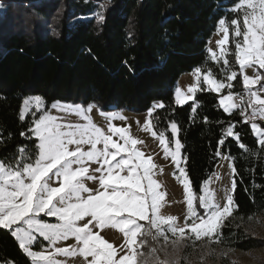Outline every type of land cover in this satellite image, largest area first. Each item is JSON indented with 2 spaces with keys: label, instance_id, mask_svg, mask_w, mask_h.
<instances>
[{
  "label": "trees",
  "instance_id": "16d2710c",
  "mask_svg": "<svg viewBox=\"0 0 264 264\" xmlns=\"http://www.w3.org/2000/svg\"><path fill=\"white\" fill-rule=\"evenodd\" d=\"M238 3L0 0V159L12 160L20 147L28 155L35 152L39 141L29 129L37 116L27 114L20 119L28 97L41 96L46 110L54 102H64L96 104L107 112L143 113L162 102L164 107L152 114L155 130L163 132L173 146L170 126L176 123L186 172L197 195L217 170L222 155L235 167L232 196L239 208L225 220L216 245L242 251L259 248L260 241L251 232L256 219L264 216V146L258 143L251 122H245L239 108L225 111L220 95L204 82L193 100L178 104L175 99L181 77L196 68L211 71L225 83L230 74L226 69L236 71L232 87H225L223 93H246L231 31L229 65L217 62L208 51L218 21L235 18L232 8ZM230 125H235L233 132L239 133V140L225 134ZM241 143L246 147L241 148ZM40 240L43 243L37 241L34 250L48 246V241ZM148 248L146 244L142 251ZM10 261L32 264L10 232L0 229V263Z\"/></svg>",
  "mask_w": 264,
  "mask_h": 264
},
{
  "label": "snow or ice",
  "instance_id": "6c2138e0",
  "mask_svg": "<svg viewBox=\"0 0 264 264\" xmlns=\"http://www.w3.org/2000/svg\"><path fill=\"white\" fill-rule=\"evenodd\" d=\"M233 11L238 13L235 18L218 21V31L223 33L222 39L217 41L219 51H209L214 60H222L224 65H229L227 45L230 31L239 38L234 46V56L246 99L241 95L238 103L230 93L220 103L227 112L239 108L245 122H251L258 143L264 146V127L256 122L264 121V75L255 71L252 76L246 74V69H255V66L264 69V0H239ZM98 16L103 19L102 14L98 13ZM226 71L230 73L227 84L217 80L211 71L203 76L210 90L220 92L225 87H232L231 81L237 78V72ZM194 73L197 84L188 89L193 95L199 88L201 69L196 68ZM192 98L177 88V103L182 104ZM33 105L40 110L43 99L39 96L24 99L21 120ZM52 107L75 113L85 123H60L59 117L45 111L33 120L29 129L39 141L35 152L28 155L26 149L20 147L12 160L0 159V229L10 232L32 264H68L57 259L59 256H80L83 264H180L179 256L171 261L159 257V252L165 250L164 245L170 244L173 252L179 253L188 242H191L188 244L191 247H195L197 241L219 242L225 220L239 208L231 194L235 190V181L231 190L225 191L226 202L223 205L216 201L209 181H205L201 194L197 195L181 167L179 149L182 146L179 140L175 141V151L171 150L163 132L153 131L151 119L146 120L144 130L151 131L152 136L159 140L165 156H171L180 173L179 176L173 173L184 187L187 204L185 221L180 223L174 215H162L166 191L160 190L162 185L153 178L156 174L154 169L158 166L151 156L145 158V153L136 147L144 141L132 137L130 125L124 128L110 124L105 131L88 115L91 105L85 109L80 105L55 102ZM156 107L164 105L161 103ZM248 108H251L250 114ZM109 115L111 119L117 118L115 114ZM119 118L126 119L123 116ZM234 127L230 125L225 134L235 135L239 140V133L233 132ZM171 129L173 133L178 132L175 122L171 123ZM114 135H118L123 143L114 140ZM84 146L89 147L85 150ZM240 147L246 146L241 143ZM93 163L98 166L90 173ZM85 180L98 181L99 187L90 188ZM197 204L203 208L202 213L197 211ZM42 214L55 217L58 222L47 223L41 218ZM106 228L123 234L125 240L119 248L100 234ZM36 233L49 242L51 250H33ZM70 237L75 239V245L56 246ZM149 238L152 242L162 240L163 244L158 248L155 243H149ZM146 244L149 245L147 253L142 251Z\"/></svg>",
  "mask_w": 264,
  "mask_h": 264
},
{
  "label": "rangeland",
  "instance_id": "374dc122",
  "mask_svg": "<svg viewBox=\"0 0 264 264\" xmlns=\"http://www.w3.org/2000/svg\"><path fill=\"white\" fill-rule=\"evenodd\" d=\"M234 8H232V10ZM2 11H3V7L2 4H0V12ZM222 37H223V33L217 31L213 39H211L209 43L208 51L209 49H211L214 52H218L219 48L217 45V41L222 39ZM235 38L236 41L237 39H239L237 37ZM229 41H230V35H229ZM209 53L211 55L210 51ZM254 71L264 73V69H259L258 66H255V69H246V74L252 76L254 74ZM35 96H31V97H35ZM175 99H176V93H175ZM59 103L61 105H80L85 109H87L88 106H90V105L85 106L82 104H69L64 102H59ZM161 103L162 102H156L150 110L143 113H134L128 110H113L107 112V111H103L96 104H91L92 109L91 112L88 113V115L91 117L92 121L96 123L97 126L105 129V131H107L110 124L115 125L116 127H124V128H127L129 125L131 126L130 133L132 137L144 141V144H138L136 147L145 153V158L151 156L153 163L158 166L156 169H154V172L156 174L154 175L153 178L162 185V188L160 190L166 191L165 203L161 209L162 215L165 216L174 215L179 218L180 223H184L187 214V204L185 201L184 187L175 178V176L180 175L179 170L177 169L176 164L172 160L171 156L170 155L168 157L165 156L163 147L160 145L159 140L156 137L152 136L151 131H146L143 128L146 120L151 119L153 125L152 130L156 131L154 127L152 114L156 111V109L159 108L156 107V105ZM52 105L53 103L50 105L49 109L46 110V104L43 100V105L40 110H37L35 105H33L31 111H29L27 114H32L34 116H37V118H39L46 111L53 116L59 117L60 123H64V124L85 123V121L75 113L60 111L59 108H53ZM150 111H151V117H149ZM109 114H115L117 118L111 119V116ZM120 116H123L126 119H120L119 118ZM170 130L172 131L171 126H170ZM173 135H174L173 146L169 145V148L175 151L176 149L175 141L179 140L180 145L182 146L179 149V159L181 160V167H183L186 171L185 158L183 156V145L178 137V132L173 133ZM113 139L119 141L120 143H123L122 140H119L118 135H114ZM84 147L85 150H87L89 146H84ZM98 147H102V145H98ZM97 166L98 165L94 163L91 164L90 173ZM161 168L163 169L162 173H160ZM173 173H175V176L173 175ZM121 174L125 175L126 173H121ZM95 175L99 176L100 173H95ZM207 181H209V188L213 190L216 194V201L221 205H223L226 202L224 199L225 191L231 190L232 183L233 181H235L234 172H233V163L232 160L227 155H222V160L217 166V170ZM85 184L93 189H97L99 187L98 181L85 180ZM54 186L56 185L54 184ZM231 194H233V192H231ZM197 211L201 213L204 211L199 204H197ZM46 217L53 218L55 220L54 221L47 220ZM41 218L47 223L58 222L55 217H49V216L44 217L43 214ZM96 230L99 231V229ZM251 233L255 238H257L260 241L261 244L259 248L254 250L242 251L237 249H222L216 245L217 242L206 243L205 241H197L195 242V247L188 246V244L191 243L188 242V244H186L179 253L173 252L170 244L164 245L165 250L159 252V257L161 259H167L171 261L176 259L177 256H179L180 264H264V216L256 219V221L253 223ZM100 234L104 236L105 239H107L110 243H113L114 247L117 248H119V246L123 244L125 240L123 234H121L118 230L112 228H106L103 231H101ZM35 235H36L35 243L37 241L42 242L40 239H43V237H40L38 233H36ZM35 243L33 245H35ZM152 243H155V246L159 248L163 244V241L160 240L159 242H152ZM75 244H76L75 239L70 237L68 240L58 242L56 246L68 247L70 245H75ZM51 249L52 246L50 244L42 248V250H51ZM148 251L149 248L147 250L146 249L144 250L145 253H147ZM57 259L67 261L68 264H83V258L80 256H76V257L59 256L57 257Z\"/></svg>",
  "mask_w": 264,
  "mask_h": 264
},
{
  "label": "crops",
  "instance_id": "0c3cea01",
  "mask_svg": "<svg viewBox=\"0 0 264 264\" xmlns=\"http://www.w3.org/2000/svg\"><path fill=\"white\" fill-rule=\"evenodd\" d=\"M213 39V38H212ZM208 73V72H207ZM207 73H205L202 69H201V79H200V81H199V88H200V84H201V82H204L205 84H206V86L209 88V86L207 85V83L204 81V79H203V76L204 75H206ZM260 74H262L263 72H259ZM262 75H264V73L262 74ZM197 84V79H196V75H195V73H194V71L193 72H191V73H187V74H184L182 77H181V80L179 81V85H178V88L182 91V92H184L186 95H192L193 96V98H194V96H195V94H196V92L198 91V89L195 91V93H194V95L192 94V93H189L188 92V89H189V87H192V86H195ZM225 84H227V83H225ZM258 87V86H257ZM225 89V88H224ZM224 89H222L220 92H217V91H215V90H213V91H215L216 93H218L219 95H220V101H221V99L223 98V97H225V96H227V95H229L230 93H223V90ZM176 94H177V90H176ZM233 96H234V98H236V102H238L239 103V98H240V96L241 95H239V94H236V93H231ZM193 98L192 99H189V100H187V102L188 101H191V100H193ZM221 104V103H220ZM222 106V105H221ZM222 108L224 109V107L222 106ZM238 109V108H237ZM234 110V109H233ZM232 110V111H233ZM248 112H249V114L251 113V108H248V110H247ZM261 127H263L262 126V124L261 123H264V121H261V120H257L256 121ZM49 243V242H48ZM49 245V244H48ZM46 247V246H45ZM42 250V249H41Z\"/></svg>",
  "mask_w": 264,
  "mask_h": 264
},
{
  "label": "built area",
  "instance_id": "2783aa9c",
  "mask_svg": "<svg viewBox=\"0 0 264 264\" xmlns=\"http://www.w3.org/2000/svg\"><path fill=\"white\" fill-rule=\"evenodd\" d=\"M245 95V99H246V94H244ZM249 113V112H248Z\"/></svg>",
  "mask_w": 264,
  "mask_h": 264
}]
</instances>
